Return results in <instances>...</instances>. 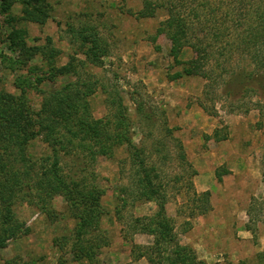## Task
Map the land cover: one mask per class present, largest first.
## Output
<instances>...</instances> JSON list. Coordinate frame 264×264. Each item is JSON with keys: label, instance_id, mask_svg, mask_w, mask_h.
I'll use <instances>...</instances> for the list:
<instances>
[{"label": "rangeland", "instance_id": "rangeland-1", "mask_svg": "<svg viewBox=\"0 0 264 264\" xmlns=\"http://www.w3.org/2000/svg\"><path fill=\"white\" fill-rule=\"evenodd\" d=\"M145 2L161 5L153 16L143 17L139 11ZM165 3L0 0V93L19 103L22 120L27 116L34 121L50 92L85 83L80 88L90 115L114 122L109 101L119 92L130 137L144 151L149 178L166 198L174 238L206 264H264V116L259 111L264 94L251 90L229 97L223 82L186 74L178 61L192 59L195 52L185 46L177 61L170 55V40L160 31L167 18ZM192 9L201 17V24L192 22L196 36L203 37L207 27L211 42L212 32L227 29L218 45L223 42L228 49L231 32L257 25L253 19L264 13V0H195L181 7L184 13ZM93 32L108 44L103 66L92 64L79 37ZM243 55L215 51L207 68L216 69L212 77L220 71L217 63L236 71L251 69ZM128 90L144 102L148 119L136 113ZM26 127L38 128L32 122ZM42 137L20 140L11 153L0 148V212L9 207L28 229L0 248V264H148L137 254L153 237L133 230L132 221L153 215L157 205L133 200L139 188L132 183L125 147L96 156L75 174L70 169L73 154L61 152L63 174L79 188L84 183L83 192L90 190L97 202L87 199L76 211L62 191L53 196L48 206L52 213L46 214L35 205L38 187L30 193L21 187L25 179L20 171L22 159L34 161L36 169L51 154ZM38 177L33 172L30 180L35 183ZM8 185L13 195L4 203L2 197L11 194L5 190ZM122 187L131 194L122 195Z\"/></svg>", "mask_w": 264, "mask_h": 264}, {"label": "trees", "instance_id": "trees-1", "mask_svg": "<svg viewBox=\"0 0 264 264\" xmlns=\"http://www.w3.org/2000/svg\"><path fill=\"white\" fill-rule=\"evenodd\" d=\"M193 2L195 0H166L164 4L167 18L160 23V31L170 40V55L177 61L182 48L190 47L195 52V56L190 60L178 61L184 65V72L188 75L205 77L211 81L223 82V86H225L223 93L229 97L243 92L249 93L251 90H257L264 94V25H262L264 13L259 15V19H253L257 20L255 22L257 25L246 27L243 33L231 32L232 44L227 49L223 42L218 45L222 41V37L227 34V29L226 31L212 32L211 42L206 40L209 35L207 27L202 29L203 37H197L193 32L192 22L194 20L200 22V14L195 11L196 9L186 13L181 10V7ZM153 5L150 2H145L139 14L143 17L153 16L156 6L161 4L155 3ZM33 8L39 10L37 6ZM253 20L252 22H254ZM79 37L82 43L86 45V53L92 64L103 66L102 57L107 53L108 44L104 43V40H100L95 32L91 35L79 33ZM227 50L231 57L233 53L244 52L243 56L247 54L250 59L249 65L252 68H241L236 71L235 69H228L226 66L222 67L221 63H217L216 66H220V71L212 77L216 69L207 68L211 57L215 51L218 55L224 56ZM222 72L227 74L225 79ZM85 85L87 84L72 83L50 92L43 100V109L37 113V118L34 121L27 116L26 119L22 120L18 111L19 103L14 100L13 96L0 93V131L2 135L0 148L11 153L15 146L19 147L20 140L43 135L41 140L51 149V154L44 159L41 158V164L36 169L32 166L34 161L29 162L22 159L21 180H25L21 183V187L29 193L33 186L38 187L39 192L35 195V205L46 214L52 213L48 211V206H50L53 196L62 191L69 194L71 207L78 211L79 204L85 200L92 199L93 202H97V199L94 198L95 195L90 190L83 192L86 186L84 183L79 188V185L70 175L63 174L60 153L73 154L70 169L75 174L77 169L83 172L86 164L93 163L96 156H110L114 147L124 146L132 170V183L139 188L137 193L132 195L133 200H152L157 205L153 215L136 217L132 221L134 223L132 225L133 230L153 237L151 245L138 249L137 256L145 258L148 264H206L204 260L198 259L192 247L182 245L174 238V225L165 210L166 198L160 192V186L154 185L149 178L146 169L147 157L144 151L135 145L130 137L131 123L124 108L122 96L117 92L114 99L109 101V104L114 107V113L111 115L115 120L114 122L108 118H93L87 110V102L84 101L85 90L81 91L82 88H80ZM127 93L136 113L140 117L148 119L150 114L146 110L144 102L133 91L128 90ZM259 104L260 115L264 116V103ZM59 107H64L65 111H61ZM54 108L55 112L51 113ZM31 122L38 126L36 131H28L26 125L31 124ZM78 153L82 154L80 159ZM75 167L76 169H74ZM33 172L39 174L35 183L30 180ZM82 179L85 180L84 177ZM11 188V185H8L5 190L11 192ZM120 192L126 196L131 194L127 192L125 187L120 188ZM12 195L11 192L9 196L2 197V201L8 202ZM121 200L125 204L126 199L122 197ZM79 220L83 225L82 216H79ZM27 230L14 217L9 207L0 212V248L6 246L9 238L17 237L19 234L26 233ZM77 239L80 241L78 236ZM87 248L92 251V245H88Z\"/></svg>", "mask_w": 264, "mask_h": 264}]
</instances>
